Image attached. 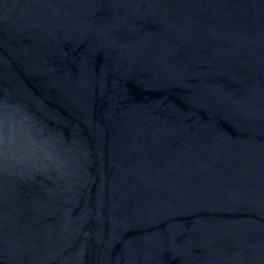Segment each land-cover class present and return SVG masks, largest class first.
I'll return each mask as SVG.
<instances>
[{"label": "water", "instance_id": "obj_1", "mask_svg": "<svg viewBox=\"0 0 264 264\" xmlns=\"http://www.w3.org/2000/svg\"><path fill=\"white\" fill-rule=\"evenodd\" d=\"M0 264H264V0H0Z\"/></svg>", "mask_w": 264, "mask_h": 264}]
</instances>
